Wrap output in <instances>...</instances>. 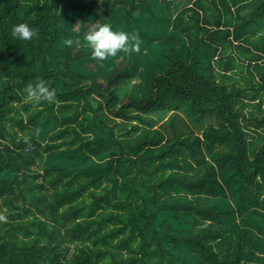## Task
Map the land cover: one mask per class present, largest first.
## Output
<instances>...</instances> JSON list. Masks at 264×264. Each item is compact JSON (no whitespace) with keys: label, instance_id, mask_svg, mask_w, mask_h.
Instances as JSON below:
<instances>
[{"label":"trees","instance_id":"trees-1","mask_svg":"<svg viewBox=\"0 0 264 264\" xmlns=\"http://www.w3.org/2000/svg\"><path fill=\"white\" fill-rule=\"evenodd\" d=\"M0 264H264V0H0Z\"/></svg>","mask_w":264,"mask_h":264},{"label":"clouds","instance_id":"clouds-1","mask_svg":"<svg viewBox=\"0 0 264 264\" xmlns=\"http://www.w3.org/2000/svg\"><path fill=\"white\" fill-rule=\"evenodd\" d=\"M13 38L19 41H29L37 35L35 29L27 24L14 25L11 29ZM87 46L92 49L94 59L105 61L110 57H116L120 52L129 51V35L123 31H114L111 24L100 25L86 36ZM28 99L36 98L52 102L56 99L55 93L50 89L46 81L40 80L35 85L26 88ZM25 143H28L26 140Z\"/></svg>","mask_w":264,"mask_h":264},{"label":"rangeland","instance_id":"rangeland-1","mask_svg":"<svg viewBox=\"0 0 264 264\" xmlns=\"http://www.w3.org/2000/svg\"><path fill=\"white\" fill-rule=\"evenodd\" d=\"M137 50V49H136ZM145 50V53H147L148 55H151V56H154L155 57V54L154 52L152 51V48L148 47Z\"/></svg>","mask_w":264,"mask_h":264}]
</instances>
